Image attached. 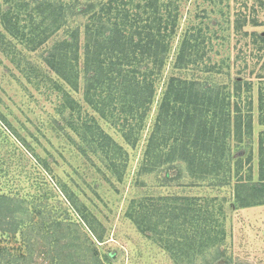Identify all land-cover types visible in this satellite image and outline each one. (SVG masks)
<instances>
[{
  "label": "trees",
  "instance_id": "obj_1",
  "mask_svg": "<svg viewBox=\"0 0 264 264\" xmlns=\"http://www.w3.org/2000/svg\"><path fill=\"white\" fill-rule=\"evenodd\" d=\"M6 4L10 9L1 15L2 51L16 63L26 60L23 50L42 51V62L56 79L31 63L21 70L27 75L37 69L36 77L57 95L54 123L66 133L68 129L73 132L69 137L72 146L90 165L98 170L104 166L123 182L131 158L128 148L136 150L145 140L140 176L157 172L158 176L165 174L161 180L185 182L191 178L196 183L189 181V187L207 190L229 189L238 179L235 194L229 198L170 195L131 201L126 218L143 234L152 232L168 254L191 261L223 242L226 235L218 215L225 212L227 202L232 208L230 200L240 208L264 205V131L259 146L261 187L244 184L252 180V173L245 180L244 161L239 156L234 159L235 148L254 132L252 102L246 104L245 114L242 111V96L251 92L252 84L233 79L230 58L220 65L213 63L214 40L222 38L211 27L182 29L183 0H6ZM31 6L35 8L31 10ZM248 24L244 20L238 33ZM242 74L235 73L236 77ZM257 76L264 78V73ZM80 92L92 115L75 96ZM259 101V125L264 126L263 93ZM100 119L115 128L127 147L104 129ZM39 160L52 176L47 158ZM47 174L43 185H47ZM56 186L69 208L94 230L93 213L80 201L79 192L65 181ZM250 189L252 196L245 192ZM47 194L46 199L51 197ZM1 202V206L8 203ZM12 202L15 209L27 205L23 199ZM63 220L70 222L66 229L60 228L58 220L41 225L40 239L59 246L69 224L70 233L72 226L74 230L82 226L78 221ZM53 228L61 231L53 233ZM79 243H75L76 257L86 260L85 244ZM35 245L37 242L31 248ZM72 259L79 264L72 253L63 257L67 264Z\"/></svg>",
  "mask_w": 264,
  "mask_h": 264
},
{
  "label": "rangeland",
  "instance_id": "obj_2",
  "mask_svg": "<svg viewBox=\"0 0 264 264\" xmlns=\"http://www.w3.org/2000/svg\"><path fill=\"white\" fill-rule=\"evenodd\" d=\"M9 9L6 0H0L1 33L2 11ZM181 10L183 30L187 26L203 30L211 27L222 38L214 40L213 63L220 65L225 58H230L233 79L252 84L251 92L242 96V111L244 114L247 112L245 106L251 101L254 132L252 138H245L237 148L233 142V149L236 155L234 159L239 156L245 163L242 172L244 179L252 173V180L247 179L244 184L259 188L260 134L264 131V126L259 125L262 114L259 100L260 94H264V78L257 75L264 73V0H183ZM247 19L249 24L238 33ZM239 20L240 27L237 29ZM253 20L255 24H252ZM1 46L0 43V204L1 201L8 203L0 205V264H67L63 257L71 253L79 264H264V205L240 208L230 200L232 208H228L227 202L225 212L218 215L226 235L223 242L206 250V254H196L191 261L183 259L181 255L168 254L163 242H159L152 232L143 234L126 218L131 201L144 196L157 198L170 195L207 196L209 200L215 197L229 198L235 194L238 179L229 189L207 190L189 187L186 184L189 181L190 184L196 183L191 178L185 182L161 180L165 174L158 176L157 172L140 176L138 171L143 158V140L138 149L128 148L130 162L123 182H119L104 166L98 170L93 164L90 165L77 147L72 146L74 143L69 137L74 136L73 132L67 128L66 133L54 123L56 103L59 101L45 82H41L42 78L36 77L38 70L32 69L27 75L22 72L21 69L31 63L56 79L55 74L42 62V51L30 53L23 50L26 60L16 63L2 51ZM17 47L22 49L19 45ZM171 65L168 66V73ZM237 71H243V74L236 77ZM83 84L81 80L79 86L83 88ZM161 91L159 89V94ZM75 96L88 110L82 92ZM90 111L87 112L92 115ZM155 111L154 106L149 127ZM100 120L104 129L126 146L115 128ZM43 157L52 165V176L42 169L39 159ZM45 174L48 175L47 185L42 183ZM171 175L175 176L176 173L171 171ZM61 181L77 190L80 201L85 202L92 211L90 220L94 230L83 224L74 210L69 208L68 201L56 186ZM245 192L252 196L251 189ZM46 193L51 197L46 199ZM58 193L61 195L58 196ZM22 199L27 203V210L25 204L15 209L12 200ZM215 213L219 214L217 210ZM64 218L78 221L84 228L78 226L74 230L72 226L70 233L69 224L66 237L59 239V246H52L40 239L41 225L58 220L60 228L66 229L70 222L65 223ZM58 231L61 230L53 228V233ZM80 241L85 244L84 251L89 254L86 260L76 257L75 243ZM34 242L37 245L31 248ZM71 262L73 264V259Z\"/></svg>",
  "mask_w": 264,
  "mask_h": 264
}]
</instances>
